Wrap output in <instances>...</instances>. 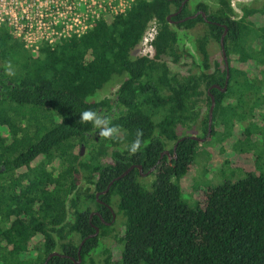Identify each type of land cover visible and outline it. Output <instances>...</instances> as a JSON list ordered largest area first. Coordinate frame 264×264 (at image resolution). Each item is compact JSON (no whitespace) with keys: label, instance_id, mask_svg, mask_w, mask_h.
Segmentation results:
<instances>
[{"label":"trees","instance_id":"1","mask_svg":"<svg viewBox=\"0 0 264 264\" xmlns=\"http://www.w3.org/2000/svg\"><path fill=\"white\" fill-rule=\"evenodd\" d=\"M182 1L135 0L126 13L37 52L0 26V264H45L53 251L75 259L55 255L48 264H264V171L251 158H260L253 133L264 134V0L242 5L241 15L231 0L199 1L194 11L187 2L170 21ZM199 10L211 22L201 14L174 21ZM154 22L148 55L141 43ZM224 25L225 91L211 87L227 79ZM114 84L113 97L95 99ZM87 109L109 116L118 133L105 138L81 124ZM216 136L238 138L233 147L251 170L209 186L191 206L183 178ZM176 143V158L161 156ZM134 164L154 170L135 167L116 179ZM99 200L117 214L110 225L103 220L114 212ZM94 210L103 218L91 217Z\"/></svg>","mask_w":264,"mask_h":264},{"label":"built area","instance_id":"2","mask_svg":"<svg viewBox=\"0 0 264 264\" xmlns=\"http://www.w3.org/2000/svg\"><path fill=\"white\" fill-rule=\"evenodd\" d=\"M135 0H0V26L8 25L37 52L41 45H55L64 38L83 35L97 20L126 13ZM157 25L152 23L142 43L141 52L153 54Z\"/></svg>","mask_w":264,"mask_h":264},{"label":"rangeland","instance_id":"3","mask_svg":"<svg viewBox=\"0 0 264 264\" xmlns=\"http://www.w3.org/2000/svg\"><path fill=\"white\" fill-rule=\"evenodd\" d=\"M199 1H204L210 5H214L216 0H189V7L191 11L196 10L197 4ZM235 12L237 15L242 14V5L248 4L253 0H231ZM189 44V40H187ZM215 50L218 52V45L214 46ZM118 85L114 84L106 88L105 90L98 93L95 99H100L106 96L113 97L115 90ZM264 114L258 121V124L261 128L264 129ZM239 128H242L239 125ZM235 131V130H234ZM187 134H196L198 135L200 130H197L195 133L191 130H185ZM256 132V131H255ZM234 136H216L212 139H209L206 143H204L200 147V155L196 158V163H194L193 168L189 171L187 175L183 178L182 183V197L185 202H187L191 206H195L199 200L200 194L205 191L209 186H215L219 183H222L223 180H237L243 176L244 170H251L250 167H247L249 161H243L241 156L237 154V151L233 147L235 142H237L238 138L234 140ZM254 146L258 147V154L260 158H257V154L253 152L254 161L257 160V164L254 163V169L260 171H264V134L253 133L252 136ZM251 142L243 143L250 144ZM86 154V147L84 146V150L82 156ZM119 223L116 229L123 228V222L118 219ZM119 226V227H118ZM114 228V229H115ZM104 242L109 243L110 246L113 240L110 237H102ZM79 241V240H77ZM113 252L118 254V251L115 247H113Z\"/></svg>","mask_w":264,"mask_h":264},{"label":"water","instance_id":"4","mask_svg":"<svg viewBox=\"0 0 264 264\" xmlns=\"http://www.w3.org/2000/svg\"><path fill=\"white\" fill-rule=\"evenodd\" d=\"M187 1H188V0H184V1H183V4H182V6L180 7V10H181L182 7L187 3ZM180 10H179V11H180ZM177 13H178V12H175V13L170 14V15L168 16L169 20H170V21H173V20H172V16H173V15H176ZM199 14H201V15L204 17V19H205L206 21L211 22V21L208 19L207 13H206L204 10H199V11L196 12L195 14L189 15V16H187V17L181 19V21H185V20H188V19H191V18H196ZM224 26H225V30H224V33H223V35H222V37H221L220 45H221V49H222L223 58H224V60H225V64H226V67H227V79H226V82H225V86H224L223 88H222L219 84H213V85L211 86L212 88L216 87V88L222 89L223 91H225V90L227 89L228 81H229V77H230V74H229V61H228V56H227V52H226V48H225V41H224V40H225V36H226V34H227V32H228V28H227L226 25H224ZM209 94H210V96H211L212 102H211V106H210V110H209L208 134H210V133L212 132V124H213V117H214V109H215V106H216V99H215V96H214V94L210 91V89H209ZM189 137H191V138H193V139H196V140H199V141H201V142L205 140V138L200 137V136H197V135H190ZM184 138H186V136L181 137L180 140H183ZM176 148H177V143L174 145V151H175V152H176ZM83 150H84V146H82V152H81V153H83ZM164 154H168V155H170V151H169V150H165V151H163V153H162L161 156H163ZM135 167H138L143 175H146V174H148V173H150L151 171L154 170V167H153V168L149 169L148 172H143V166H142V165H140V164H134V165H131V166H130V167H129L124 173H122L121 175H119L118 177H116V179H120V178H122L123 176H125L126 174H128L131 170H133ZM113 181H114V180H113ZM113 181L110 182V184L107 186L106 190L101 191V192H97L96 197L99 198V196H100L101 193H105V192H107V191L110 189V186H111V184L113 183ZM99 201H100V200H99ZM93 214H94V213H92V215H93ZM97 214L101 216L100 213H97ZM92 215H91V216H92ZM113 216H115L114 213H113ZM99 230H100L99 227L96 226V231H95L94 233L89 234L87 237H85V238L82 240V242H81V244H80V246H79V257H80V251H81L82 245L84 244L85 240H86L87 238H90V237H94V236H96V235L99 233ZM55 255H58V256H64V257H65V256L71 257V256H69V255L62 254V253H60V252H58V251H53V252L50 253V255L48 256V259L46 260L45 264H48V260H49V258H51L52 256H55ZM71 258H72V259H75L74 257H71ZM80 258H81V257H80ZM80 261H81V259H79L78 262H80Z\"/></svg>","mask_w":264,"mask_h":264},{"label":"clouds","instance_id":"5","mask_svg":"<svg viewBox=\"0 0 264 264\" xmlns=\"http://www.w3.org/2000/svg\"><path fill=\"white\" fill-rule=\"evenodd\" d=\"M79 115L81 124L90 123L91 127L102 137H114L118 133V128L112 125L111 118L107 115H102L92 109L83 110ZM141 135L142 133L137 132V139L129 147L130 152L135 153L139 149Z\"/></svg>","mask_w":264,"mask_h":264},{"label":"flooded vegetation","instance_id":"6","mask_svg":"<svg viewBox=\"0 0 264 264\" xmlns=\"http://www.w3.org/2000/svg\"><path fill=\"white\" fill-rule=\"evenodd\" d=\"M183 1H184V0H183ZM183 1H182V4H183ZM188 1H189V0H188ZM188 1H187V2H188ZM182 4H181V6H182ZM186 4H187V3H186ZM186 4H185V5H186ZM179 10H180V8L178 9V11H176V12H178V13H177L176 15H174V16H178V15H180V13H181L180 11H181V10H180V11H179ZM174 13H175V12H174ZM181 19H182V18H180V19H175L174 21H175V22H178V21H181ZM167 150H168V149H167ZM164 151H165V150H164ZM169 151H170V150H169ZM173 152H174L173 154L171 153V151H170V155L167 154L168 157H169V161H171L173 158H176V157H177V154H176V152L174 151V147H173ZM162 153H163V152H162ZM162 153H161V155H162ZM164 155H165V154H164ZM100 201H101L100 203H101L102 205H104L105 207H108V208L112 211V213L114 212V214H115V216L112 217L111 221H107V220H105V219L103 220L104 223L110 225V224H112V223L115 221L117 214H116L114 208H112V206H111L110 204L106 203L104 200H100ZM104 210H106V209L104 208ZM92 213H94L93 215H98L97 213H100L101 216H100V215H98V216L103 218L102 213H101L100 211H98V210H94V211H92ZM93 215H92V216H93ZM92 216H91V217H92ZM97 227H98V226H97ZM99 229H100V228H99Z\"/></svg>","mask_w":264,"mask_h":264}]
</instances>
